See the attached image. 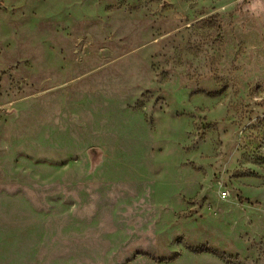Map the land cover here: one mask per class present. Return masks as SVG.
I'll return each mask as SVG.
<instances>
[{
  "label": "rangeland",
  "instance_id": "374dc122",
  "mask_svg": "<svg viewBox=\"0 0 264 264\" xmlns=\"http://www.w3.org/2000/svg\"><path fill=\"white\" fill-rule=\"evenodd\" d=\"M0 264H264V0H0Z\"/></svg>",
  "mask_w": 264,
  "mask_h": 264
},
{
  "label": "water",
  "instance_id": "95a60500",
  "mask_svg": "<svg viewBox=\"0 0 264 264\" xmlns=\"http://www.w3.org/2000/svg\"><path fill=\"white\" fill-rule=\"evenodd\" d=\"M90 155L93 163H95L98 160V158L101 156V152L96 148H92L90 150Z\"/></svg>",
  "mask_w": 264,
  "mask_h": 264
}]
</instances>
